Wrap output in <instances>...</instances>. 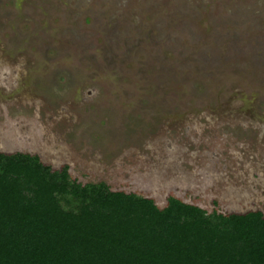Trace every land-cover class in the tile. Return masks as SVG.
<instances>
[{
    "label": "rangeland",
    "instance_id": "374dc122",
    "mask_svg": "<svg viewBox=\"0 0 264 264\" xmlns=\"http://www.w3.org/2000/svg\"><path fill=\"white\" fill-rule=\"evenodd\" d=\"M0 152L264 213V0H0Z\"/></svg>",
    "mask_w": 264,
    "mask_h": 264
},
{
    "label": "trees",
    "instance_id": "16d2710c",
    "mask_svg": "<svg viewBox=\"0 0 264 264\" xmlns=\"http://www.w3.org/2000/svg\"><path fill=\"white\" fill-rule=\"evenodd\" d=\"M0 264H264V213L158 208L0 152Z\"/></svg>",
    "mask_w": 264,
    "mask_h": 264
}]
</instances>
